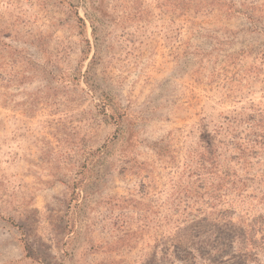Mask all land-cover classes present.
Segmentation results:
<instances>
[{
    "label": "rangeland",
    "instance_id": "obj_1",
    "mask_svg": "<svg viewBox=\"0 0 264 264\" xmlns=\"http://www.w3.org/2000/svg\"><path fill=\"white\" fill-rule=\"evenodd\" d=\"M263 173L264 0H0V264H264Z\"/></svg>",
    "mask_w": 264,
    "mask_h": 264
},
{
    "label": "trees",
    "instance_id": "obj_2",
    "mask_svg": "<svg viewBox=\"0 0 264 264\" xmlns=\"http://www.w3.org/2000/svg\"><path fill=\"white\" fill-rule=\"evenodd\" d=\"M225 135L227 139H230V144H228L237 151V134L231 130V132ZM247 142H250L248 146L252 145L251 148H253V144L257 143L255 139L251 138H248ZM210 143L212 144V142ZM245 148L247 149V147ZM240 153L242 154V152ZM197 155L203 160L201 162L208 164L207 166L200 164L199 173L196 175L204 176L205 180L210 182V186L213 189L206 191V194L210 197L211 193L215 192L217 195L215 200L218 202L230 194L237 195L238 191L241 193L243 191L242 187H245V179H255L254 174H248V168L245 165L241 167V172L244 171L243 174H237V162L231 165V162L234 160L223 156V153L216 149V147H213V145L211 147L206 146L205 150L197 153ZM260 176L264 177V173Z\"/></svg>",
    "mask_w": 264,
    "mask_h": 264
}]
</instances>
